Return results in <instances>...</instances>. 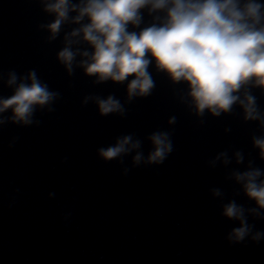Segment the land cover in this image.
Returning a JSON list of instances; mask_svg holds the SVG:
<instances>
[{
  "label": "water",
  "instance_id": "obj_1",
  "mask_svg": "<svg viewBox=\"0 0 264 264\" xmlns=\"http://www.w3.org/2000/svg\"><path fill=\"white\" fill-rule=\"evenodd\" d=\"M52 2L0 0V98L29 84L31 72L55 93L35 106L30 124L14 122L11 109L0 113V264H264V209L235 179L260 170L256 182L264 181L255 144L264 139V88L250 80L228 111L199 113L188 83L173 81L146 53L153 87L129 97L133 76L98 81L85 72L93 48L82 33L71 35L89 23L76 22L78 8L51 32ZM254 2L262 5L260 27L264 0ZM84 3L69 0L70 8ZM138 14L129 32L161 26L167 9L148 5ZM66 47L75 54L71 71L59 59ZM109 96L120 110L101 114L97 102ZM247 96L255 119L246 118ZM154 133H167L171 144L160 163L148 161ZM128 135L138 149L100 156ZM230 202L243 207L249 227L239 241L240 222L223 215Z\"/></svg>",
  "mask_w": 264,
  "mask_h": 264
},
{
  "label": "clouds",
  "instance_id": "obj_2",
  "mask_svg": "<svg viewBox=\"0 0 264 264\" xmlns=\"http://www.w3.org/2000/svg\"><path fill=\"white\" fill-rule=\"evenodd\" d=\"M148 5L151 10L166 8L165 22L138 34L129 32V23L134 26L140 23L138 10ZM261 7L254 0L242 7L240 0H86L83 6L70 8L69 0H53L46 10L57 17L49 26L53 34L70 10L78 8L76 22L88 18L86 26L71 33L72 36L82 33V39L93 48L90 57L88 52L82 54L90 60L82 62L88 75H95L98 81L114 82L133 76L127 85L128 96L147 95L153 87L146 71L150 63L145 58L148 53L157 68L173 81L188 83L189 95L199 113L209 109L213 115H219L238 100L233 93L241 85L252 80L264 88V25L257 27L262 18ZM74 55L67 47L59 53V59L69 71ZM16 79L11 73L8 84H15ZM27 79L29 84L21 82L11 96L0 98V113L11 109L12 120L25 125L32 122L35 106L46 105L55 96L38 81L34 72L29 73ZM246 100V118L255 119L254 98L247 96ZM97 103L101 114L120 110L119 102L112 96ZM150 139L154 151L148 161L160 163L171 151L168 135L154 133ZM131 141V135L124 136L115 146L101 149L100 156L111 160L140 147L139 141ZM255 144L264 157V139L256 140ZM237 158L239 162V153ZM134 160L139 162L141 155L137 153ZM261 174L260 170H251L236 174L235 179L244 182L245 195L264 209V181L256 182ZM215 194L219 195V191ZM223 215L240 222L233 236L242 240L249 231L243 207L230 202L224 206ZM259 235L257 233L256 238Z\"/></svg>",
  "mask_w": 264,
  "mask_h": 264
}]
</instances>
